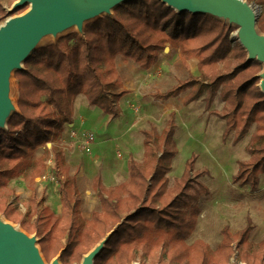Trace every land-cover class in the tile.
<instances>
[{"label":"trees","instance_id":"16d2710c","mask_svg":"<svg viewBox=\"0 0 264 264\" xmlns=\"http://www.w3.org/2000/svg\"><path fill=\"white\" fill-rule=\"evenodd\" d=\"M16 1L0 0V23L28 8L24 5L8 12L6 8ZM244 1L261 6L256 27L264 35V0ZM112 12L113 16L86 23L83 35L70 33L35 49L22 69L13 72L18 113L0 130V215L26 235L37 237L47 263L58 258L60 264H80L105 240L93 264H230L235 252L245 264H264V240L249 241L250 223L235 235L223 228L215 250L201 240L186 243L200 214L197 202L202 188L190 176L194 158L186 163L180 178L169 182L167 174L176 155L172 118L160 133L155 127L142 132L143 158L129 161L124 182L104 187L100 176H93L91 187L100 209L88 219L81 215L80 191L75 176L67 175L61 147L53 145L36 156L39 147L57 141L64 126L72 124L73 100L79 94L104 114L119 115L118 103L130 92L121 89L117 57L147 70L168 44L178 50L184 64L197 60L198 76L190 74L156 98L167 100L188 92L187 105L204 95L209 109L218 96L222 106L216 115L224 121V137L234 133V144L254 124L246 145L248 160L237 163L233 182L251 192L257 190L259 176L264 174V93L259 88L264 67L248 60L237 41H230L236 27L211 15L177 11L160 0H128ZM50 154L60 215L36 199L34 191L33 204L26 205L23 214L8 184L24 177L31 189L35 178L46 170Z\"/></svg>","mask_w":264,"mask_h":264},{"label":"rangeland","instance_id":"374dc122","mask_svg":"<svg viewBox=\"0 0 264 264\" xmlns=\"http://www.w3.org/2000/svg\"><path fill=\"white\" fill-rule=\"evenodd\" d=\"M250 4L258 10L260 16L261 6L254 1ZM6 9L9 12L13 6ZM27 11L28 8L8 18L21 16ZM102 16H113V12L111 10L103 13L89 22ZM215 17L229 26L237 27L235 23L225 20L220 13L215 14ZM86 23L88 21L84 25ZM83 28L84 26L81 28L74 26L57 34L45 35L36 48L53 44L70 33L83 35ZM235 32L230 36L232 43L235 42L233 41ZM165 48L167 50L161 51L158 60L147 70L140 69L133 61L117 57L115 66L122 81L121 89L130 92L118 103L119 115L113 118L104 114L99 108L89 106L86 97L79 94L73 100V109L74 103L76 104L72 119L74 127L66 129L65 125L59 139L39 147L36 156H40L46 150L50 151L53 145L61 147L67 165V175L75 176L80 191L81 215L88 219L92 212L100 209L91 187L93 176L98 174L104 187H113L124 182L128 175L129 161L131 159L141 161L143 158L142 132L155 127L160 133L167 121L172 118L175 126L176 155L167 174L169 182L172 184L174 179L180 178L186 163L194 158L193 172L190 176L193 183H199L198 186L202 188L198 190L200 193L197 202L200 214L195 229L186 243L191 245L196 240H201L211 250H215L221 242L223 228L226 227L235 235L250 223L251 231L248 238L251 243L257 244L264 240V174L259 176L255 192L233 182L238 170L237 163L248 160L246 145L255 125L250 127L249 132L239 143L234 144L232 142L234 133L224 137V121L216 115L222 106L218 96L209 109L205 107L204 95L187 105H184V101L188 92L167 100L157 99V93L171 89L177 82L187 79L190 74L198 76L196 59L188 60L187 64H184L177 49L171 48L168 44ZM8 95L11 100L9 102L15 106L14 114L18 113L19 92L13 73L8 79ZM51 157L52 154L46 161V170L43 175L35 178L31 189L24 183V177L11 179L8 184L15 191L23 214L26 205L33 204L30 199L34 191L36 199L43 200V204L48 206L55 216L60 215L59 190L50 170ZM191 192L192 189L190 194ZM0 224L14 228L16 233L25 234L18 225L6 221L2 215ZM28 237L36 238L35 246L40 252L37 237L35 235ZM103 243L104 240L97 247H102ZM40 257L43 264L58 262V258H54L47 263L41 255ZM229 262L245 264L238 258V252L234 253Z\"/></svg>","mask_w":264,"mask_h":264},{"label":"water","instance_id":"95a60500","mask_svg":"<svg viewBox=\"0 0 264 264\" xmlns=\"http://www.w3.org/2000/svg\"><path fill=\"white\" fill-rule=\"evenodd\" d=\"M128 0H17L16 8L28 5L21 16L7 18L0 25V130L14 114L8 100V79L22 69L24 61L37 49L42 37L57 34L71 27H83L85 22L108 13ZM169 7L191 14H207L237 25L233 41L247 52L248 60H256L264 67V35L257 31L258 10L244 0H160ZM218 18V17H216ZM167 48L164 49L166 51ZM264 93V71L260 77ZM105 242V240H104ZM36 238L19 234L0 224V264H43L36 246ZM102 247H95L80 264H93ZM53 264H60L54 262Z\"/></svg>","mask_w":264,"mask_h":264},{"label":"crops","instance_id":"0c3cea01","mask_svg":"<svg viewBox=\"0 0 264 264\" xmlns=\"http://www.w3.org/2000/svg\"><path fill=\"white\" fill-rule=\"evenodd\" d=\"M75 108H76V104L74 103V109H73V110H74V115H75ZM68 127H72V128H73V127H74V126H73V123L67 125L66 129H68Z\"/></svg>","mask_w":264,"mask_h":264},{"label":"bare ground","instance_id":"6f19581e","mask_svg":"<svg viewBox=\"0 0 264 264\" xmlns=\"http://www.w3.org/2000/svg\"><path fill=\"white\" fill-rule=\"evenodd\" d=\"M225 20H227V19H225ZM40 41H41V40H40ZM40 41H39V42H40ZM8 100H9V101H11V100H10V98H9V95H8ZM10 103H11V102H10ZM11 104H12V105H11V106H12V108H13V109H15V106H14V104H13V103H11ZM11 229H12V231H14V228H11Z\"/></svg>","mask_w":264,"mask_h":264},{"label":"built area","instance_id":"2783aa9c","mask_svg":"<svg viewBox=\"0 0 264 264\" xmlns=\"http://www.w3.org/2000/svg\"><path fill=\"white\" fill-rule=\"evenodd\" d=\"M90 140L92 139L91 136L88 137Z\"/></svg>","mask_w":264,"mask_h":264}]
</instances>
